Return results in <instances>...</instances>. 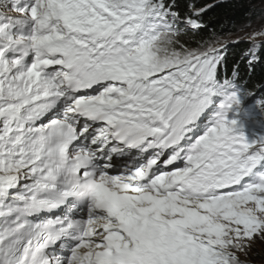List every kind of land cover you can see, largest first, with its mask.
I'll use <instances>...</instances> for the list:
<instances>
[{
	"label": "snow or ice",
	"instance_id": "1",
	"mask_svg": "<svg viewBox=\"0 0 264 264\" xmlns=\"http://www.w3.org/2000/svg\"><path fill=\"white\" fill-rule=\"evenodd\" d=\"M213 7L0 0V264H248L264 21L208 32Z\"/></svg>",
	"mask_w": 264,
	"mask_h": 264
},
{
	"label": "trees",
	"instance_id": "2",
	"mask_svg": "<svg viewBox=\"0 0 264 264\" xmlns=\"http://www.w3.org/2000/svg\"><path fill=\"white\" fill-rule=\"evenodd\" d=\"M201 2L214 6L204 21L208 25V32L225 30L231 35H243L250 30L248 25L258 27L261 20H264V3L261 0H201ZM246 48L245 44L233 48V58L240 56ZM241 75L243 81L253 91L264 86V64H257L255 71L252 72H247L242 68ZM256 259L264 263V250Z\"/></svg>",
	"mask_w": 264,
	"mask_h": 264
},
{
	"label": "rangeland",
	"instance_id": "3",
	"mask_svg": "<svg viewBox=\"0 0 264 264\" xmlns=\"http://www.w3.org/2000/svg\"><path fill=\"white\" fill-rule=\"evenodd\" d=\"M264 21V20H261V22ZM260 22V23H261ZM259 23V24H260ZM258 24V25H259ZM242 35V34H241ZM257 131H259L260 129H256ZM264 250V243H261V242H257L254 246H253V249L251 251V254L246 257V260L248 262V264H264L260 261H258L256 258L258 257L259 253L260 252H263Z\"/></svg>",
	"mask_w": 264,
	"mask_h": 264
}]
</instances>
